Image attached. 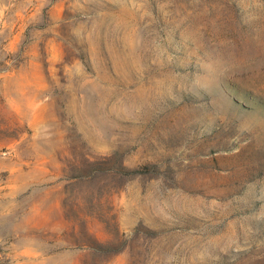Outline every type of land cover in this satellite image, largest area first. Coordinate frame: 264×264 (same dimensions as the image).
Segmentation results:
<instances>
[{
    "label": "rangeland",
    "instance_id": "1",
    "mask_svg": "<svg viewBox=\"0 0 264 264\" xmlns=\"http://www.w3.org/2000/svg\"><path fill=\"white\" fill-rule=\"evenodd\" d=\"M0 264H264V0H0Z\"/></svg>",
    "mask_w": 264,
    "mask_h": 264
}]
</instances>
